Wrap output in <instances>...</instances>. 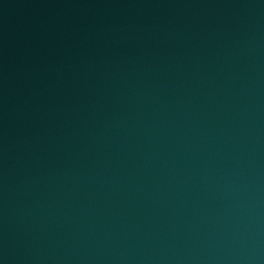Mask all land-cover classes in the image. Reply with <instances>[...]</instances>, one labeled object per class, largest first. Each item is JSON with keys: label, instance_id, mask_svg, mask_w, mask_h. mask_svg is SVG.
Segmentation results:
<instances>
[{"label": "water", "instance_id": "obj_1", "mask_svg": "<svg viewBox=\"0 0 264 264\" xmlns=\"http://www.w3.org/2000/svg\"><path fill=\"white\" fill-rule=\"evenodd\" d=\"M0 264H264V0H0Z\"/></svg>", "mask_w": 264, "mask_h": 264}]
</instances>
